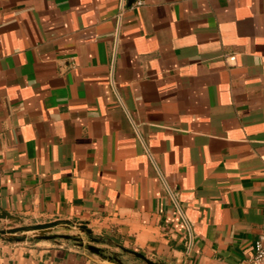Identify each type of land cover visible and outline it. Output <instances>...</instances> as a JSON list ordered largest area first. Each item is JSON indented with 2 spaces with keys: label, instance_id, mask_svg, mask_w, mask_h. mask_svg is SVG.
Listing matches in <instances>:
<instances>
[{
  "label": "crops",
  "instance_id": "1",
  "mask_svg": "<svg viewBox=\"0 0 264 264\" xmlns=\"http://www.w3.org/2000/svg\"><path fill=\"white\" fill-rule=\"evenodd\" d=\"M135 2L0 0V214L243 264L264 234V0ZM87 245L0 235V264H142Z\"/></svg>",
  "mask_w": 264,
  "mask_h": 264
},
{
  "label": "rangeland",
  "instance_id": "2",
  "mask_svg": "<svg viewBox=\"0 0 264 264\" xmlns=\"http://www.w3.org/2000/svg\"><path fill=\"white\" fill-rule=\"evenodd\" d=\"M82 224H85V223H82ZM32 225H36V224H32L31 222H20V221L14 222V221L5 220V219L0 220V230H3V231H8V230L16 229L19 227L32 226ZM86 228L90 230L89 234L86 233L85 230L81 229L80 225H78L77 223L63 224L60 222V224H58L56 227L46 230L44 232H39V231H27L23 233L16 232L14 234H4L2 236L5 238L16 240V239L24 238V237L36 238L37 236H40V235L65 234V235H69L72 238L79 240V242L83 244L98 245L100 249L104 248L105 251H110V252L114 251L120 254L121 256H124L123 255L124 252L121 251V249L118 247L119 241L115 238L118 235L117 233H114L113 231H111V229H106L99 222H95L91 225H86ZM92 238L97 239L98 243L92 242L91 241ZM108 238L113 239V241L110 242ZM102 240L109 241L110 245L103 246V244H101ZM127 247L131 248V246H128V245Z\"/></svg>",
  "mask_w": 264,
  "mask_h": 264
},
{
  "label": "water",
  "instance_id": "3",
  "mask_svg": "<svg viewBox=\"0 0 264 264\" xmlns=\"http://www.w3.org/2000/svg\"><path fill=\"white\" fill-rule=\"evenodd\" d=\"M0 219L16 221V219L14 217L8 215L7 213L0 214ZM58 224H60V222L54 221V222H50V223L36 224V225H32V226H23V227H19V228L12 229V230H8V231L0 230V235H4V234H14L16 232L23 233V232H27V231L44 232L46 230H49V229H52V228L56 227ZM80 227H81V229L85 230L86 233H88V234L90 233V230H88L86 228V225L85 224H81ZM36 238H38V239H45V240H52V239H56V238H64V239H74V240H77V239L72 238L71 236L65 235V234L40 235V236H37ZM91 241L94 242V243H97L98 242V240L97 239H94V238H92ZM87 248L92 253H94L96 255H99V256H102L103 258H107V259H109V261H116V262H118V260H117L116 257H111V256L110 257H106L104 255L103 251L99 247H97L95 245H87ZM120 249L123 252L132 253L137 259H139L142 262V264H161V263H158V262H153V261L148 260L144 255H142L140 253L132 252V251L127 250V249H124L122 247H120Z\"/></svg>",
  "mask_w": 264,
  "mask_h": 264
},
{
  "label": "built area",
  "instance_id": "4",
  "mask_svg": "<svg viewBox=\"0 0 264 264\" xmlns=\"http://www.w3.org/2000/svg\"><path fill=\"white\" fill-rule=\"evenodd\" d=\"M144 3V0H136L134 6L140 7ZM234 60V57L230 58ZM243 264H264V234L260 235L254 242V250L251 256H249Z\"/></svg>",
  "mask_w": 264,
  "mask_h": 264
}]
</instances>
